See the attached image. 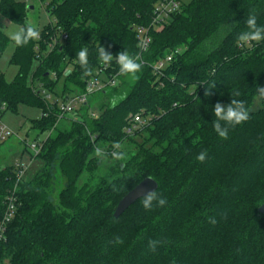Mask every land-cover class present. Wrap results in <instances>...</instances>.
Wrapping results in <instances>:
<instances>
[{
	"label": "trees",
	"instance_id": "obj_1",
	"mask_svg": "<svg viewBox=\"0 0 264 264\" xmlns=\"http://www.w3.org/2000/svg\"><path fill=\"white\" fill-rule=\"evenodd\" d=\"M41 1L55 21L40 30L39 40L16 47L10 62L19 71L12 82L0 74V107L40 109L47 115L32 125L48 134L34 157L42 165L18 185L19 210L0 243V264H264V95L253 109L264 85V41L238 44L249 14L264 26V0H183L161 31H151L139 79L121 75L113 60L107 75L119 74L118 84L100 91L103 100L90 101L77 120L59 119L57 103L37 84L55 101L83 93L79 50L88 48L93 74L102 66L100 45L113 55L140 54L137 28L152 25L160 0ZM28 11L26 2L0 0L8 22L23 25ZM9 44L0 27V56ZM177 49L156 75L154 65ZM205 82L215 85L210 96ZM233 89L242 93L250 119L222 139L212 127V107L230 103ZM142 110L152 122L127 134L128 117ZM115 142L129 147L128 160L102 163L95 149L111 153ZM201 151L203 163L196 159ZM148 177L167 205L145 211L139 199L116 219L121 199ZM15 185L14 165L0 166V219ZM117 236L123 244L115 243ZM157 239L167 243L152 253L148 241Z\"/></svg>",
	"mask_w": 264,
	"mask_h": 264
},
{
	"label": "clouds",
	"instance_id": "obj_2",
	"mask_svg": "<svg viewBox=\"0 0 264 264\" xmlns=\"http://www.w3.org/2000/svg\"><path fill=\"white\" fill-rule=\"evenodd\" d=\"M245 24L247 26V31L241 32L238 35V44L240 47H253V42L258 44L259 42L264 41V26L258 25L257 16L255 14H249ZM40 35L41 33L38 25L31 21H26L23 25H17L14 30L7 32L9 40L12 41L16 47H24L31 41L39 40ZM97 51L100 63L107 66L115 60L121 75L129 76L132 79H139L138 73L142 71L143 67L139 54H132L128 50L123 49L113 55L101 45ZM76 58L83 70L82 75L84 77L92 76L93 70L89 64L88 48H81L76 54ZM65 74L68 75L70 73L66 72ZM204 84L207 85L205 96H210L212 94L211 89L215 85L209 87L207 82ZM257 91L260 95H264V87L259 86ZM241 95L242 93L238 89H233L230 95V103L225 105L217 101L212 107L213 115L215 117V119L212 120V127L217 135L222 139H227L230 130L250 119L251 110L243 99H239ZM112 103L113 106H115L116 100L113 99ZM112 149L113 151L111 153H107L104 149L97 147L95 149V155L102 163H108L109 156L112 161L126 162L128 160L129 154L125 150L124 144L121 142H115L112 144ZM206 158V151H201L196 157V159L201 163H203ZM121 166H124L123 163ZM149 178L152 179L151 177ZM113 190L119 191L120 189L113 185ZM140 201L145 211H151L154 207L163 208L168 203L166 197L158 194V190L147 192L140 198ZM209 223L214 225L217 223V220L214 217H209ZM123 242L124 241L121 237H115L116 244H123ZM166 243V240H149L148 250L155 253L159 247Z\"/></svg>",
	"mask_w": 264,
	"mask_h": 264
},
{
	"label": "built area",
	"instance_id": "obj_3",
	"mask_svg": "<svg viewBox=\"0 0 264 264\" xmlns=\"http://www.w3.org/2000/svg\"><path fill=\"white\" fill-rule=\"evenodd\" d=\"M183 0H160L156 3L154 9L153 23L150 27L141 26L137 28V38L139 41L140 57L146 52L152 42L151 31L154 29L156 31H161L168 21L171 19L172 15L177 12L182 6ZM68 36L66 33L61 34V38L66 39ZM58 42L57 38L54 39L53 43L50 44V49L54 48V45ZM182 50L177 49L169 53L165 58L161 59L154 65V72L156 75H162L163 70L166 66L172 62L174 56L180 53ZM110 69V65H103L96 69L94 74L86 78V89L83 93L69 95L64 100H57L52 96L51 93L47 91L44 84L39 82L37 84V89L41 91L42 95L50 101L51 105L57 103L59 119L64 117H71L74 120L79 119V112L82 108H85L90 103V98L97 92L103 89L114 87L118 84L119 74L107 75V71ZM70 73V70L67 71ZM56 77V74H54ZM7 109V104L4 103L0 107V145L4 144L8 139L13 136V132L6 125L1 123V118ZM92 116H97L96 111H91ZM46 116L47 113H42L41 116ZM153 115L146 113L144 110L137 112L135 114H130L128 117V126L125 128L127 134H133L137 129L144 128L148 126L152 120ZM43 147V141L37 140L31 144H27V150L30 151L32 159L37 156ZM30 163H25L20 160L14 165V172L16 177V185L7 194L4 205L5 210L2 218L0 219V243L6 241L8 227L11 222L16 218L19 210V199H18V185L26 177L29 169Z\"/></svg>",
	"mask_w": 264,
	"mask_h": 264
},
{
	"label": "rangeland",
	"instance_id": "obj_4",
	"mask_svg": "<svg viewBox=\"0 0 264 264\" xmlns=\"http://www.w3.org/2000/svg\"><path fill=\"white\" fill-rule=\"evenodd\" d=\"M21 2H26L29 7L34 8L28 11V21H31L38 25L39 30H43L49 23L54 22V17L50 15L46 10L47 2H42L41 0H17ZM189 2L190 0H184ZM6 21L0 14V27L6 32L14 30L17 24ZM16 46L10 41L7 50L2 56H0V74H4L8 82H12L16 75L18 74L19 68L12 65L10 60L14 54ZM264 87V85H263ZM262 95L258 94L254 108L258 109L261 105ZM103 100V95L101 92H97L90 98L91 103L98 104V102ZM42 115L40 109L31 108L27 106H21L18 113H14L10 110H6L1 118V123L6 125L14 133L13 136L8 139L4 144L0 145V166L1 168H6L7 166L15 165L17 161H24L25 163H30L29 173L36 172L42 165L41 161H36L32 159L30 151L27 150V144H31L37 140H45L48 136L47 133H40L38 130L33 128L32 122L38 120ZM66 120H63L61 124H64ZM138 142H143L142 138L137 139ZM129 148V147H125ZM127 150V149H126ZM136 149L133 147V151ZM112 160L109 158L108 163ZM99 174H102L99 173ZM60 185L57 186L52 194V198L57 202L58 192L60 190ZM8 264V263H6Z\"/></svg>",
	"mask_w": 264,
	"mask_h": 264
},
{
	"label": "water",
	"instance_id": "obj_5",
	"mask_svg": "<svg viewBox=\"0 0 264 264\" xmlns=\"http://www.w3.org/2000/svg\"><path fill=\"white\" fill-rule=\"evenodd\" d=\"M152 178V177H151ZM158 182L149 177L142 180L131 191H129L119 202L114 213L116 219L120 218L131 206H133L144 194L152 190H158ZM259 212L264 215V205L259 208Z\"/></svg>",
	"mask_w": 264,
	"mask_h": 264
},
{
	"label": "crops",
	"instance_id": "obj_6",
	"mask_svg": "<svg viewBox=\"0 0 264 264\" xmlns=\"http://www.w3.org/2000/svg\"><path fill=\"white\" fill-rule=\"evenodd\" d=\"M29 7V6H28ZM32 8H34L33 6H31V7H29V9H32Z\"/></svg>",
	"mask_w": 264,
	"mask_h": 264
}]
</instances>
